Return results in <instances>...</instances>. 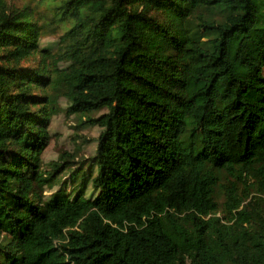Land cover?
Wrapping results in <instances>:
<instances>
[{"label":"trees","instance_id":"1","mask_svg":"<svg viewBox=\"0 0 264 264\" xmlns=\"http://www.w3.org/2000/svg\"><path fill=\"white\" fill-rule=\"evenodd\" d=\"M0 264H264V0H0Z\"/></svg>","mask_w":264,"mask_h":264},{"label":"rangeland","instance_id":"2","mask_svg":"<svg viewBox=\"0 0 264 264\" xmlns=\"http://www.w3.org/2000/svg\"><path fill=\"white\" fill-rule=\"evenodd\" d=\"M60 3H58L59 5ZM55 12L58 14V16L61 14V11L58 9V6H55ZM55 38L49 37V36H45L44 39L41 41V46L43 47H47V46H52L55 44ZM56 84L58 83V79L56 78ZM69 84V92H73V82H68ZM75 89V88H74ZM56 94H52L53 99L51 100V102L53 103V105L55 106V108L57 110H59L61 107L60 104H58L57 98L55 97ZM52 114H53V119L51 121V124L48 128L49 130V143L48 145L45 147V149L42 151V158H43V162H42V168H46L49 165V161L51 160H56V159H62L64 158V152H66L70 147H72V141L71 139L68 137L65 126L62 123L61 128L57 131L56 126L58 125L59 121L63 120V117H61V115L57 116V114L55 113V111L51 110ZM82 119L80 117H77L74 120V124H78L80 123ZM94 153V152H92ZM84 156H90L86 153H78L77 155H74L73 160L74 161H79V160H83L82 158ZM48 164V165H47ZM79 165H73V168H78ZM94 192L93 187H91L90 185H87L85 187V190L83 192V195L81 197V200H83L84 198L87 200L92 196V193ZM85 203V202H83Z\"/></svg>","mask_w":264,"mask_h":264}]
</instances>
